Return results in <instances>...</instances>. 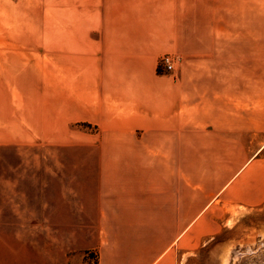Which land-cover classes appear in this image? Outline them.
<instances>
[{"label":"crops","instance_id":"0c3cea01","mask_svg":"<svg viewBox=\"0 0 264 264\" xmlns=\"http://www.w3.org/2000/svg\"><path fill=\"white\" fill-rule=\"evenodd\" d=\"M262 3L0 0V148L43 141L44 107L58 136L97 129L98 264H196L236 207L264 205V95L219 62L249 56ZM221 27L242 28L221 44Z\"/></svg>","mask_w":264,"mask_h":264},{"label":"rangeland","instance_id":"374dc122","mask_svg":"<svg viewBox=\"0 0 264 264\" xmlns=\"http://www.w3.org/2000/svg\"><path fill=\"white\" fill-rule=\"evenodd\" d=\"M250 1H262L264 5V0ZM241 28L236 27L234 32L233 27H221L220 43L233 32L241 33ZM246 29L253 42L245 51L236 52L249 56L221 57L219 62L250 69L253 92L264 95V25ZM181 64L180 59L177 67ZM4 66L5 59L0 57V69ZM174 71L165 73L159 68L161 74L172 75ZM31 77L29 74L26 81L35 82ZM0 80H4L1 74ZM3 116L0 106V119ZM13 117L17 119V115ZM50 117L44 107L45 133L38 144L28 139L27 145H1L0 264H98L94 249L99 243L98 218L91 191L94 182L99 181L94 149L98 138L91 136L97 134V129L76 123L60 127L58 136L59 130L49 123ZM69 133L75 136L73 145ZM15 134H20L18 127ZM85 181L89 182L87 186ZM260 239H264V205L251 210L236 207L227 227L202 250L203 260L195 258V262L233 263L234 253L242 255L243 248L256 246ZM235 264H264V249L244 254V259Z\"/></svg>","mask_w":264,"mask_h":264},{"label":"built area","instance_id":"2783aa9c","mask_svg":"<svg viewBox=\"0 0 264 264\" xmlns=\"http://www.w3.org/2000/svg\"><path fill=\"white\" fill-rule=\"evenodd\" d=\"M179 62V58L172 55H165L159 62V68L162 72L171 73L177 67Z\"/></svg>","mask_w":264,"mask_h":264},{"label":"water","instance_id":"95a60500","mask_svg":"<svg viewBox=\"0 0 264 264\" xmlns=\"http://www.w3.org/2000/svg\"><path fill=\"white\" fill-rule=\"evenodd\" d=\"M263 249H264V239L256 240V246L243 248L242 249V255L234 253L236 260L233 263H230L228 261V264H235L239 260H243L244 254L253 255L255 252L263 250Z\"/></svg>","mask_w":264,"mask_h":264}]
</instances>
